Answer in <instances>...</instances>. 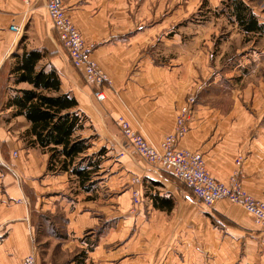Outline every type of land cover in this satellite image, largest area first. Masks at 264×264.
Returning <instances> with one entry per match:
<instances>
[{"label":"crops","instance_id":"1","mask_svg":"<svg viewBox=\"0 0 264 264\" xmlns=\"http://www.w3.org/2000/svg\"><path fill=\"white\" fill-rule=\"evenodd\" d=\"M64 2L69 14L90 40L110 36L107 32L104 34V7L108 6L109 11L117 9L118 17L112 19L115 27L111 29L115 35L124 33L121 25H128L129 18L124 10L126 0H111V3L108 0ZM129 5L126 9H130ZM96 8L102 9L91 19V12ZM11 24L19 26L20 31L10 30ZM140 35L143 32L127 39L112 36L114 41L109 39V42L96 45L93 57L114 82L111 89L104 88V98L100 102L109 101L111 97L117 100L115 94L121 96L127 110L122 107L114 113L126 117L133 128L136 127L151 143L158 144L172 130L176 110L184 103L186 86H183L182 78H191V70L186 66L184 70L178 67L179 70L164 71L153 66L150 57L139 53L134 56L144 41ZM26 47L28 50H42V58L36 67L45 71L56 70L60 80L59 91L76 98L75 109L85 115L97 109L91 88L69 65L65 51L51 33L44 0H0V264H21L22 258L29 253H34L40 262V253L35 249L37 245L33 238L39 233L35 230L34 213L43 215L44 211L62 213L63 227L69 240L76 242L77 246L83 248L86 245L79 241L84 236L93 240L87 250L85 264H162V260L164 264H179L172 253L169 257L163 256L160 247L155 251L152 249L153 252L147 251V254L140 250L139 237L145 239L150 236L161 242V239L171 236L172 229L177 230L179 222L182 227L193 222V206L198 202L184 184L177 182L168 172L152 168L137 155L124 156L120 160L119 176L123 180L124 174L128 178L136 175L141 177V181L131 182L123 188L115 200V210H108L113 206L112 199L103 200L105 209L99 215V205L95 200L64 198L60 192L67 171H60L63 173L60 174L47 170L49 154L44 157L42 152L35 151L36 147L22 142V136L20 139V136L12 134L13 129L10 128L20 126L14 123V118H23L24 131L29 123L23 115H12L14 109L7 105L8 99L16 94V89L30 86L26 82L15 84L12 73L9 69L4 72L3 66L14 59V53ZM181 70L183 73L180 75ZM263 90L264 86H261L258 105L264 104ZM149 93H155L156 100H151ZM253 106L258 109L257 104ZM200 107L195 108L193 104L190 108L188 131L177 145L199 151L206 169L220 181L226 182L234 172L237 173L245 190L264 200V119L242 117L237 105L223 117ZM14 151L16 155H13ZM90 181L93 182L92 177ZM114 183L118 185L115 180ZM133 190L138 191L137 202L132 198ZM132 206L135 210L131 211ZM179 211L185 214H178ZM213 212L231 226L224 224L225 229L215 233L218 242L213 245L209 242L210 237L206 239L205 236V249L215 255L212 261L215 264H243L244 261L264 264V232L258 229L253 218L241 206L226 200L219 201ZM200 218L204 221V217ZM40 220V225L47 228L45 232L58 238L50 233L55 223L51 224L42 217ZM99 223L101 233H98ZM138 224L143 233L136 236L135 231H130ZM208 251L205 253L209 254ZM189 258L185 256L180 264H193V257ZM69 264H75V261Z\"/></svg>","mask_w":264,"mask_h":264},{"label":"rangeland","instance_id":"2","mask_svg":"<svg viewBox=\"0 0 264 264\" xmlns=\"http://www.w3.org/2000/svg\"><path fill=\"white\" fill-rule=\"evenodd\" d=\"M222 1L126 0L124 10L126 11L125 16L129 18V21L126 27L124 25L120 26L124 33L119 32L115 35L111 31L115 27L112 19L118 17L116 16L117 9L109 11L107 6L103 8L106 18L104 34L107 32L106 34L110 36L106 39H103L106 37L103 36L97 40H90L80 30L72 15L69 14L64 0H62L65 12L90 48L91 58L98 64L106 77L100 85L103 92L104 88L111 89L114 82L109 73L93 57V51L98 43L109 42V39L114 41L115 38H112V36L119 37L118 39H127L133 38V36L143 32L140 38L144 39V41L137 49L138 52H134V56L139 53L140 55L150 57L153 66L160 67L164 71H174L178 67L183 69L186 66L188 67L187 70H191V78L184 79L181 77L183 79V86H186L183 91L184 103L176 110L172 126L173 130L177 117L180 115L182 108L185 107L188 109L185 123L187 131L190 108L193 107V104H195V108H199L202 105L200 108H206L212 112L219 113L220 117L226 116L237 105V109L240 111L242 117L264 119V104L258 105L260 99L259 88L264 86V34L244 33L233 21V17L229 16V10L223 5ZM244 1L251 7L252 12L258 20L261 22L264 21V0ZM25 2H28V0ZM45 2L46 0H44V9L46 12ZM108 2L111 3V0H108ZM128 3L131 6L130 9H126ZM101 9H94L91 12L93 14L90 18L94 19L98 16ZM48 21L54 39L61 45L49 18ZM98 21L100 22V20ZM17 27L20 31V27ZM34 49L39 51V49ZM63 50L65 51L64 48ZM22 51L23 48L19 50L18 54ZM40 52L43 53L42 50ZM47 55H51V53H47ZM11 60L5 62L3 66L4 72H7L8 69L10 70L14 59ZM68 63L81 77L83 83L89 85L97 104H95L97 106L96 111L89 112L87 115L78 109L76 111L81 117L82 127L75 131V134L87 139L88 144L86 151L82 154V158L84 159L78 160V162L81 166H86L89 163L88 168H91V165L96 163L98 169L90 175L93 182L89 181L85 184L86 187L89 186V191H85V188L80 186L76 175L67 172L64 180L65 184L61 188L60 194L70 200L77 198L81 200H95L99 205L98 214L101 215L105 209L102 201L112 199L113 206L108 207V210H115V200L118 199L120 192L124 187L133 183V177H138L131 175L128 178L127 174H124L123 177L125 179L122 180V176H119L121 174L120 160L124 156L134 157L137 155L131 147L125 146L122 134L116 124L118 117H123L130 124V121L126 117L119 113H114L115 110H120L122 107L127 110V104L121 96L116 94L115 97L118 101L113 97L109 101L105 100L100 102V100H97L94 94V85L86 83L81 71L74 68L70 61ZM183 70L180 71V75L183 73ZM186 81H188L187 85L185 84ZM149 98L154 101L157 95L155 93H149ZM256 104L258 109L253 106ZM13 121L14 123H19L20 126L11 127L10 129H13L12 134L17 137L20 136V139L22 136V142H25L26 145H32L29 137L24 135L23 129L25 128V123L23 118L16 117ZM34 147H36L34 148L35 151L42 152L44 154L43 156L47 158L46 153L48 152H44L37 145H34ZM177 147L181 149L185 148L179 147L178 145ZM24 148L26 150L27 147L24 145ZM13 155H16L15 151ZM238 159L240 160V157ZM57 172L63 174L60 171ZM232 175L238 178L237 173L234 172ZM138 178L141 181V177ZM114 180L118 185L114 183ZM137 200L134 202H137ZM197 202L193 206L194 219L192 223L187 224L186 227H182L183 224L179 222L176 225L177 230L174 231L172 229L171 236L166 239H161V242L150 236L145 237V239H142L140 236V250H145L147 254V251L153 252L151 251L152 249L155 251V249L160 247L163 256L166 254L165 256L169 257L172 253L177 258L179 264L180 261L184 262L185 256L193 257V264H215L212 261L215 255L205 249V236L206 239L210 237L209 242L213 245L218 242V235L215 233L223 231L225 229L223 228L224 224H230L226 223L219 214L213 212V209H208L199 201ZM132 210H135L134 206L131 207ZM113 214V217L116 218L117 215L114 212ZM178 214L184 215L185 212L179 211ZM41 217L46 221L49 220L51 224L55 223V227H52L50 233L56 235L58 238H54L51 234L45 232L47 228L40 225ZM200 217H204V221ZM207 217L209 222L206 219ZM34 219L36 221L35 230L39 233L33 238L35 246L37 245L35 249L40 253L41 264H68L73 259L76 263V261H80L83 257L82 260L84 264L86 263L87 250L91 248L90 244L93 240H89L84 236V238L79 240L86 243L83 248L77 246L76 242L70 241L68 232L63 227L62 213L55 212L51 214L48 211H44L43 215L41 213L39 215L34 213ZM50 228L51 226L48 229ZM258 229L260 228L258 227ZM101 231L102 229L99 223L98 233H101ZM132 231L136 232V236L141 232L143 233L140 224L134 226L130 233ZM260 231L262 232L261 229ZM205 251H208L209 254L205 253ZM162 264H164V260H162Z\"/></svg>","mask_w":264,"mask_h":264},{"label":"built area","instance_id":"3","mask_svg":"<svg viewBox=\"0 0 264 264\" xmlns=\"http://www.w3.org/2000/svg\"><path fill=\"white\" fill-rule=\"evenodd\" d=\"M27 1V0H25ZM46 14L52 23L60 44L66 51L71 65L81 71L86 83L94 85L97 100L104 98L100 85L105 75L98 64L91 58L90 48L82 38L79 30L68 17L62 0H46ZM10 30L18 32L19 28L11 24ZM188 109L182 108L173 130L166 134L158 144L151 143L142 133L133 129L123 117L116 119L126 147H131L152 168L170 173L176 181L190 189L197 201L208 209H213L221 200L241 206L254 219L264 232V200L250 195L234 175L224 182L216 179L206 169L202 154L197 150L181 149L177 141L187 131L186 117ZM139 183L138 177L132 178ZM137 190L132 198L137 200ZM21 264H41L34 253L26 254ZM244 264H257L245 262Z\"/></svg>","mask_w":264,"mask_h":264},{"label":"trees","instance_id":"4","mask_svg":"<svg viewBox=\"0 0 264 264\" xmlns=\"http://www.w3.org/2000/svg\"><path fill=\"white\" fill-rule=\"evenodd\" d=\"M222 3L244 33L264 34V21L258 20L244 0H223ZM42 54L38 50L24 48L20 54H13L14 61L9 70L14 77L13 82H26L30 87L16 89L7 105L13 107L12 115H23L29 123L24 135L29 137L31 144L49 153L47 169L76 175L80 186L89 191L85 184L91 180L90 175L97 171L98 166L93 163L88 168L89 163L81 166L78 162L84 159L82 154L88 144L87 139L75 134L82 127L81 117L75 109L77 100L59 91L60 80L54 68L45 71L36 67ZM82 259L75 264H84Z\"/></svg>","mask_w":264,"mask_h":264}]
</instances>
